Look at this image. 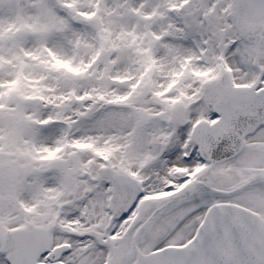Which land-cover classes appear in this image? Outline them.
Returning a JSON list of instances; mask_svg holds the SVG:
<instances>
[{"label":"snow or ice","instance_id":"snow-or-ice-1","mask_svg":"<svg viewBox=\"0 0 264 264\" xmlns=\"http://www.w3.org/2000/svg\"><path fill=\"white\" fill-rule=\"evenodd\" d=\"M0 264H264V0H0Z\"/></svg>","mask_w":264,"mask_h":264}]
</instances>
